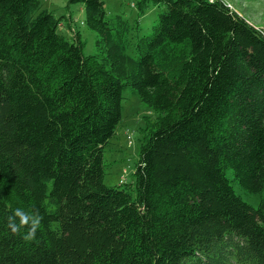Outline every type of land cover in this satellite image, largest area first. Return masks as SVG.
Instances as JSON below:
<instances>
[{"label":"trees","instance_id":"trees-1","mask_svg":"<svg viewBox=\"0 0 264 264\" xmlns=\"http://www.w3.org/2000/svg\"><path fill=\"white\" fill-rule=\"evenodd\" d=\"M80 3L100 55L39 0H0V264H264V31L224 0H152L148 34ZM133 46L134 56L125 50ZM156 112L106 185L123 90ZM230 173V175L228 174ZM43 217L12 235L15 208Z\"/></svg>","mask_w":264,"mask_h":264},{"label":"rangeland","instance_id":"rangeland-1","mask_svg":"<svg viewBox=\"0 0 264 264\" xmlns=\"http://www.w3.org/2000/svg\"><path fill=\"white\" fill-rule=\"evenodd\" d=\"M138 0H104V8L108 16L121 14L134 25L138 12L134 4ZM232 9L244 16L251 24L264 31V0H224ZM41 7L51 11L55 17H60L61 22L58 32L71 38L73 30L80 32L85 55H100L96 40L97 33L88 28L84 22L85 12L80 3H68L67 0H39ZM161 4L149 1L148 8L141 14L138 27L134 28V35L148 34L152 30L159 14L163 11ZM71 27V28H70ZM127 56H134L133 46L126 48ZM121 120L116 127L115 134L109 139L104 148L105 168L104 183L106 185L119 184L120 182L133 183L134 170L139 157V148L145 135L147 120H156V112L147 107L136 94L127 86L123 90L121 101ZM230 175V173L228 172ZM236 192L242 198L257 206L262 193L248 194L235 186Z\"/></svg>","mask_w":264,"mask_h":264},{"label":"clouds","instance_id":"clouds-1","mask_svg":"<svg viewBox=\"0 0 264 264\" xmlns=\"http://www.w3.org/2000/svg\"><path fill=\"white\" fill-rule=\"evenodd\" d=\"M6 219L7 227L12 235H20L21 231L24 230L21 238L25 242H32L36 239L43 217L38 211L29 212L17 207Z\"/></svg>","mask_w":264,"mask_h":264}]
</instances>
